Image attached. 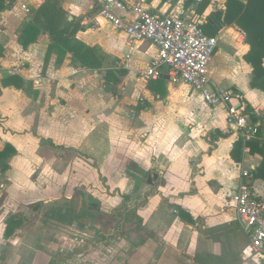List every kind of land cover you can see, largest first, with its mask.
<instances>
[{
  "label": "crops",
  "instance_id": "1",
  "mask_svg": "<svg viewBox=\"0 0 264 264\" xmlns=\"http://www.w3.org/2000/svg\"><path fill=\"white\" fill-rule=\"evenodd\" d=\"M132 1L200 21L217 39L208 70L211 87L238 95L232 100L237 108L244 99L264 130V92L250 86L244 33L235 25L203 27L211 12L224 10L225 0H209L201 14L185 0ZM70 25L75 39L105 58L100 69L82 68L53 46L45 29ZM156 55L154 43L131 40L102 19L92 0H0V149L5 142L15 148L0 186L10 203L25 206L77 194L81 208L88 193L102 214L122 218L135 199L136 220L147 232L145 239L130 241L136 263L155 264L160 247L165 253L173 249L186 264H233L249 238L235 219L230 193L241 170H255L261 157L243 149L239 162L231 159L241 139L227 126L229 104H207L188 84L172 81L165 67L145 76ZM107 69L117 82L105 86ZM8 75L18 76L21 86L5 84ZM217 132L227 136L209 151L206 139ZM250 183L264 198V182ZM178 207L190 220L179 217ZM83 214L92 217L87 210ZM103 260L108 264L109 257Z\"/></svg>",
  "mask_w": 264,
  "mask_h": 264
},
{
  "label": "built area",
  "instance_id": "2",
  "mask_svg": "<svg viewBox=\"0 0 264 264\" xmlns=\"http://www.w3.org/2000/svg\"><path fill=\"white\" fill-rule=\"evenodd\" d=\"M98 15L131 40L149 41L157 47V55L145 71L155 77L165 67L174 82L188 84L207 104L227 105L226 123L243 144L258 140L264 144V130L247 114L232 104L235 93L211 87L208 74L217 39L207 35L201 22L183 13L164 15L132 0H92ZM25 5H23L24 7ZM25 10H27L25 8ZM251 170L242 169L237 186L230 193L235 219L249 238L243 256L264 252V198L250 183Z\"/></svg>",
  "mask_w": 264,
  "mask_h": 264
},
{
  "label": "rangeland",
  "instance_id": "3",
  "mask_svg": "<svg viewBox=\"0 0 264 264\" xmlns=\"http://www.w3.org/2000/svg\"><path fill=\"white\" fill-rule=\"evenodd\" d=\"M220 45L221 43L218 47ZM3 174L4 172L0 171V183L5 184L6 180L1 176ZM134 181L135 191L137 181ZM7 195L6 188L0 186V264H103L105 256L109 257L108 264H112L111 260H115V264H125V262L121 263V260L125 258L131 260L128 264L145 263L143 260L135 262L138 255L135 254V250H132L134 244L130 242L132 239L139 242L145 239L147 234L136 220L135 199L123 210L122 218L118 216L119 214H102L98 209L99 202L97 203L87 193L82 206L87 213L92 214V217H74L72 221L74 225L67 226V222L59 218H49L46 214L52 207L78 206L77 194L72 200H53L43 203L37 211L27 209L23 203H10ZM14 215H20L23 222L10 235H6L5 223L10 216ZM96 230L102 232L104 230L106 235L104 232L97 234ZM81 239L84 241H80ZM124 241L128 244L124 245L126 248L121 246L125 243ZM95 243L97 245L93 247ZM107 248L111 251L107 252L105 250ZM241 248L233 264H264V252L243 257L240 254ZM162 249L158 248L155 264H186L184 258L174 256L173 249L166 253ZM153 262L150 261L148 264H154ZM211 262L212 264H230L226 260L216 262L211 260Z\"/></svg>",
  "mask_w": 264,
  "mask_h": 264
},
{
  "label": "trees",
  "instance_id": "4",
  "mask_svg": "<svg viewBox=\"0 0 264 264\" xmlns=\"http://www.w3.org/2000/svg\"><path fill=\"white\" fill-rule=\"evenodd\" d=\"M151 1V0H147ZM167 0H160L165 2ZM190 3L196 4V12L201 14L209 4V0H185L184 5ZM224 10H216L207 16L206 23L203 27L214 26L219 28L225 25H235L239 30L244 33L245 42L249 45L248 52L244 55V60L251 66V80L250 86L258 88L264 92V67L262 65L264 58V0H225ZM53 21L54 17L52 18ZM50 23V22H49ZM51 39L53 46L58 47L63 53L69 52L73 61L79 64L80 67L98 70L104 65L105 58L97 52L95 47H89L86 44L75 39L76 28L71 25L63 29H56L49 26L45 29ZM27 42L23 41L21 44L26 45ZM5 84H11L15 87L21 86V79L18 76H7L4 78ZM105 86L117 82L114 78L113 71L107 69L104 74ZM112 82V83H111ZM239 109L242 113L248 114L251 120L256 121L253 110L250 109L246 101L242 98L239 100ZM226 133H219L211 135V138L206 139L209 144V151L214 148V141L219 138L226 137ZM243 149L247 150L250 154H258L261 157L259 165L255 170L251 171V179H261L264 182V144L258 140H251L243 144L241 140L237 141L230 151V157L233 161L239 162ZM15 154V148L8 142H5L3 148L0 149V171L5 172L8 168L9 159ZM82 194V193H81ZM42 201H35L28 203L26 208L31 211H37ZM83 212L86 209L82 206L78 208L59 206L52 207L46 214L49 218L60 219L61 221L71 224L74 217H84ZM179 217L183 220L189 219L188 213L178 207ZM22 217L20 215L10 216L4 227V233L10 235L15 228L21 225Z\"/></svg>",
  "mask_w": 264,
  "mask_h": 264
},
{
  "label": "water",
  "instance_id": "5",
  "mask_svg": "<svg viewBox=\"0 0 264 264\" xmlns=\"http://www.w3.org/2000/svg\"><path fill=\"white\" fill-rule=\"evenodd\" d=\"M167 78V77H166ZM156 175L155 174H153L152 176H151V178H153V177H155Z\"/></svg>",
  "mask_w": 264,
  "mask_h": 264
}]
</instances>
